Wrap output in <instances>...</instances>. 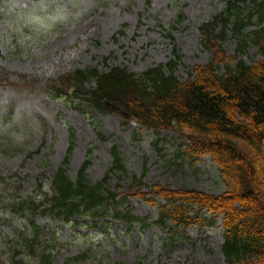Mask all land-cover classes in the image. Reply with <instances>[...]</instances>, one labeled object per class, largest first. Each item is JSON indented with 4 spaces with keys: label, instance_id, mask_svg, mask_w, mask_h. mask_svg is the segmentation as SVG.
Wrapping results in <instances>:
<instances>
[{
    "label": "rangeland",
    "instance_id": "obj_1",
    "mask_svg": "<svg viewBox=\"0 0 264 264\" xmlns=\"http://www.w3.org/2000/svg\"><path fill=\"white\" fill-rule=\"evenodd\" d=\"M242 8L246 14L250 5ZM224 10V0H0V264H40L47 253L50 264H225L221 219L212 227L190 226L182 235L170 222L163 228L154 223L158 207L165 206L155 190L225 193L210 157L178 158L188 144L178 131L99 114L81 94L68 100L51 93L78 70L120 67L139 76L167 64L173 51L180 58L175 75L183 82L209 63L202 30L208 25L218 35L220 25L212 22ZM258 27L253 20L244 34ZM237 48L229 31L218 49L247 64L261 59L250 39L243 52ZM93 87V81L86 85ZM112 147L123 174L110 170ZM67 155L71 181L89 161L88 180L106 178L116 195L112 205L147 219V227L125 225L110 210L68 221L44 210ZM32 224L38 231L34 255L25 247Z\"/></svg>",
    "mask_w": 264,
    "mask_h": 264
},
{
    "label": "trees",
    "instance_id": "obj_2",
    "mask_svg": "<svg viewBox=\"0 0 264 264\" xmlns=\"http://www.w3.org/2000/svg\"><path fill=\"white\" fill-rule=\"evenodd\" d=\"M224 3L225 10L212 22L220 25L219 34L212 35L208 25L202 30L204 46L212 53L210 61L195 67L185 81L175 75L180 58L173 51L167 64L139 76L120 67L78 70L61 79L60 87H53L51 93L68 100L81 94L89 108L99 114H115L127 121L136 120L147 129H172L183 134L188 144L177 157H210L225 193L213 197L194 190H155L154 196L163 200L165 206L158 207L154 223L163 228L170 222L171 230L182 235L190 226L212 227L221 219L225 264H264V0ZM247 4L250 9L245 14L242 6ZM182 19L179 16L174 23ZM253 20L259 27L245 35L244 30ZM229 31L237 39L238 52L246 49L250 39L261 59L247 64L238 56L226 58L218 48ZM90 81L94 87L88 90ZM111 154L110 170L125 173L115 147ZM67 159L68 155L53 175L51 195L42 204L44 210L63 216L66 221L81 215L99 218L110 210L111 216L125 225L147 227V219L136 218L129 209L112 205L116 195L108 190L106 178L97 183L88 180L89 161L83 164L77 179L71 181L66 176ZM26 203L17 206L24 207ZM30 205L31 202L27 204ZM203 213H208L209 220L202 218ZM32 227L34 235L25 241V247L34 255L38 231L33 224ZM40 264H50V253L40 256Z\"/></svg>",
    "mask_w": 264,
    "mask_h": 264
},
{
    "label": "bare ground",
    "instance_id": "obj_3",
    "mask_svg": "<svg viewBox=\"0 0 264 264\" xmlns=\"http://www.w3.org/2000/svg\"><path fill=\"white\" fill-rule=\"evenodd\" d=\"M134 124V123H133ZM223 234V233H222Z\"/></svg>",
    "mask_w": 264,
    "mask_h": 264
}]
</instances>
